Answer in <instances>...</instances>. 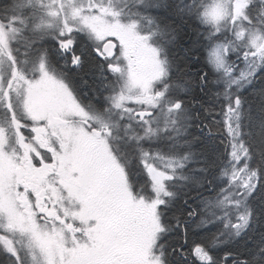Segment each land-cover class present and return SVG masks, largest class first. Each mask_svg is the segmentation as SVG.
<instances>
[{
	"label": "snow or ice",
	"instance_id": "snow-or-ice-1",
	"mask_svg": "<svg viewBox=\"0 0 264 264\" xmlns=\"http://www.w3.org/2000/svg\"><path fill=\"white\" fill-rule=\"evenodd\" d=\"M0 264H264V0H0Z\"/></svg>",
	"mask_w": 264,
	"mask_h": 264
},
{
	"label": "trees",
	"instance_id": "trees-1",
	"mask_svg": "<svg viewBox=\"0 0 264 264\" xmlns=\"http://www.w3.org/2000/svg\"><path fill=\"white\" fill-rule=\"evenodd\" d=\"M217 119L219 120L220 118H219V117H217Z\"/></svg>",
	"mask_w": 264,
	"mask_h": 264
}]
</instances>
